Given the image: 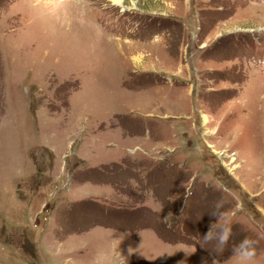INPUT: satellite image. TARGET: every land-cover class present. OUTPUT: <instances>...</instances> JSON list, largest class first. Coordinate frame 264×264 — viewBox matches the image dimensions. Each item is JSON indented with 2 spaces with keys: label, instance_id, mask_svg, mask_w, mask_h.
<instances>
[{
  "label": "rangeland",
  "instance_id": "rangeland-1",
  "mask_svg": "<svg viewBox=\"0 0 264 264\" xmlns=\"http://www.w3.org/2000/svg\"><path fill=\"white\" fill-rule=\"evenodd\" d=\"M0 264H264V0H0Z\"/></svg>",
  "mask_w": 264,
  "mask_h": 264
},
{
  "label": "bare ground",
  "instance_id": "bare-ground-1",
  "mask_svg": "<svg viewBox=\"0 0 264 264\" xmlns=\"http://www.w3.org/2000/svg\"><path fill=\"white\" fill-rule=\"evenodd\" d=\"M110 1L118 5H121V2H122V0H110Z\"/></svg>",
  "mask_w": 264,
  "mask_h": 264
}]
</instances>
